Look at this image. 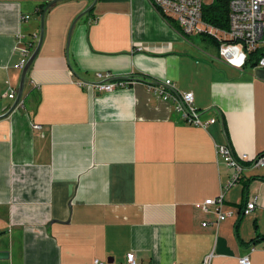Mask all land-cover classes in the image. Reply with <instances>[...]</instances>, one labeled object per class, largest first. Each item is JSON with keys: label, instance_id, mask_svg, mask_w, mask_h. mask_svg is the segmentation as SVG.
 Segmentation results:
<instances>
[{"label": "crops", "instance_id": "0c3cea01", "mask_svg": "<svg viewBox=\"0 0 264 264\" xmlns=\"http://www.w3.org/2000/svg\"><path fill=\"white\" fill-rule=\"evenodd\" d=\"M94 1L48 9L21 101L0 119V264H264V180L247 181L264 167L223 190L230 172L215 152L264 154V68L226 65L148 0H96L74 22ZM39 5L0 1V116L17 96L20 49L37 45ZM97 74L126 86L98 92ZM166 80L215 122H183L153 89ZM221 193L229 215L216 224L218 207L200 206Z\"/></svg>", "mask_w": 264, "mask_h": 264}, {"label": "built area", "instance_id": "2783aa9c", "mask_svg": "<svg viewBox=\"0 0 264 264\" xmlns=\"http://www.w3.org/2000/svg\"><path fill=\"white\" fill-rule=\"evenodd\" d=\"M150 4L167 20L176 24L179 31L186 35H208L218 43L217 52L219 59L228 66L242 68L251 54H261L255 66L264 68V0H228V30H218L202 21V7L204 0H148ZM23 60L19 63L23 69L30 52L27 48L20 49ZM100 81L96 86L98 92L111 93L114 90L125 88L126 83L121 80L111 81L108 75L97 74ZM80 85L83 83L79 82ZM158 92L162 101L172 100L174 110L180 115L183 122L188 125L206 130L215 121H202L200 113L193 104V95L181 92L174 84L166 80L159 88H153ZM9 99L15 98V92L8 95ZM216 157L218 163H222L230 172L229 182L223 190L236 185L246 166L254 168L264 167V156L249 159L246 155L235 157L226 146H216ZM223 202L221 193L214 200H207L200 206L202 213H209V207H218L216 224L223 221L229 214L221 213L219 207ZM257 197L250 198L243 210L242 215L248 216L255 209ZM206 224H203V226ZM250 251H255L253 246ZM211 256H207L201 264H210ZM239 264H250L249 256L238 261ZM93 264H110L95 260ZM114 264V263H111ZM123 264H137L133 254L126 255Z\"/></svg>", "mask_w": 264, "mask_h": 264}, {"label": "trees", "instance_id": "16d2710c", "mask_svg": "<svg viewBox=\"0 0 264 264\" xmlns=\"http://www.w3.org/2000/svg\"><path fill=\"white\" fill-rule=\"evenodd\" d=\"M45 5L46 3H40L38 10H37V13L39 15H41L42 10L45 7ZM167 21L170 24H172L175 28H177L176 24H174L172 21H169V20ZM202 21L205 24L213 27L214 29L223 30V31L228 30V0H213L210 4H204L202 7ZM204 36H206L207 39L212 40L213 43L218 46V43L215 41V39H213L212 37L208 35H204ZM259 55H257L256 53L251 54L246 64L250 66H255L259 58L258 57ZM260 156H264V154ZM252 180H264V177H252V178H249L247 181H252ZM256 241L257 240H253L252 243H255Z\"/></svg>", "mask_w": 264, "mask_h": 264}, {"label": "water", "instance_id": "95a60500", "mask_svg": "<svg viewBox=\"0 0 264 264\" xmlns=\"http://www.w3.org/2000/svg\"><path fill=\"white\" fill-rule=\"evenodd\" d=\"M0 1H4V2H9V1H15V2H22V1H33V2H38V3H46L45 7L42 10V13L40 15V31H39V38H38V42L37 45L35 47V49L33 50V52L31 53V55L29 56V58L27 59V62L25 63L23 69H22V73H21V78H20V83H19V88H18V92H17V96L16 99L13 103V105L11 106V108L2 116H0V119L7 117L8 115H10L18 106V104L21 101V97H22V92H23V87H24V82L26 79V75L32 65V63L34 62L38 51L41 47L42 41H43V36H44V18H45V14L48 11V9L50 7H52L53 5L59 3V2H63V1H72V0H0ZM96 0L92 3V5L90 7H88L87 9H85L82 13H80L78 15V17L75 19L74 22H76L77 20H79L80 18H82L85 15H88L94 4H95ZM111 81L117 80V79H110ZM4 232H0V236H3ZM8 258V252H4V251H0V261L1 260H6Z\"/></svg>", "mask_w": 264, "mask_h": 264}, {"label": "rangeland", "instance_id": "374dc122", "mask_svg": "<svg viewBox=\"0 0 264 264\" xmlns=\"http://www.w3.org/2000/svg\"><path fill=\"white\" fill-rule=\"evenodd\" d=\"M204 1H205L206 4H210L213 0H204ZM188 39H190V40H192V41H194V42H196L198 44L200 43V45L201 44L205 45L206 44L205 42L207 40V38L205 39L201 35H198V36L191 35V36H188ZM5 241H6L5 237L4 236H0V247L3 246L6 243ZM1 261H3V260H1ZM1 261H0V263H3Z\"/></svg>", "mask_w": 264, "mask_h": 264}]
</instances>
